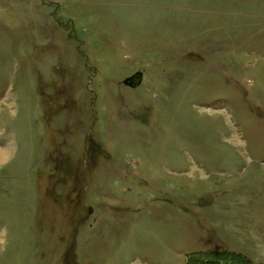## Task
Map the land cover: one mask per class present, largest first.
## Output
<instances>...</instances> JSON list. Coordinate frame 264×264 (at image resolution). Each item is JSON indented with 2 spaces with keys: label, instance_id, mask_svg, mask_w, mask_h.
<instances>
[{
  "label": "rangeland",
  "instance_id": "rangeland-1",
  "mask_svg": "<svg viewBox=\"0 0 264 264\" xmlns=\"http://www.w3.org/2000/svg\"><path fill=\"white\" fill-rule=\"evenodd\" d=\"M0 152V264H264V0H0Z\"/></svg>",
  "mask_w": 264,
  "mask_h": 264
},
{
  "label": "trees",
  "instance_id": "trees-1",
  "mask_svg": "<svg viewBox=\"0 0 264 264\" xmlns=\"http://www.w3.org/2000/svg\"><path fill=\"white\" fill-rule=\"evenodd\" d=\"M198 259H194V262H203L206 264H255L246 256L234 253V252H211L197 254Z\"/></svg>",
  "mask_w": 264,
  "mask_h": 264
},
{
  "label": "water",
  "instance_id": "water-1",
  "mask_svg": "<svg viewBox=\"0 0 264 264\" xmlns=\"http://www.w3.org/2000/svg\"><path fill=\"white\" fill-rule=\"evenodd\" d=\"M142 73L137 72L134 75L128 77L124 83L131 87H136L142 82Z\"/></svg>",
  "mask_w": 264,
  "mask_h": 264
},
{
  "label": "bare ground",
  "instance_id": "bare-ground-1",
  "mask_svg": "<svg viewBox=\"0 0 264 264\" xmlns=\"http://www.w3.org/2000/svg\"><path fill=\"white\" fill-rule=\"evenodd\" d=\"M4 156H6V154H4V152H1L0 153V159L2 160Z\"/></svg>",
  "mask_w": 264,
  "mask_h": 264
},
{
  "label": "crops",
  "instance_id": "crops-1",
  "mask_svg": "<svg viewBox=\"0 0 264 264\" xmlns=\"http://www.w3.org/2000/svg\"><path fill=\"white\" fill-rule=\"evenodd\" d=\"M1 153V152H0Z\"/></svg>",
  "mask_w": 264,
  "mask_h": 264
}]
</instances>
